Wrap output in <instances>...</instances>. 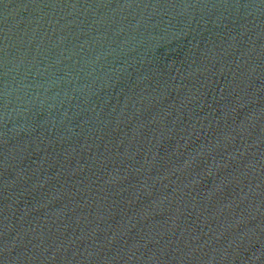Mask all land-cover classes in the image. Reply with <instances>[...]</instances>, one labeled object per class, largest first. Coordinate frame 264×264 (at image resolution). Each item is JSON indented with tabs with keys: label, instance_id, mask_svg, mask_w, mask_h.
Returning a JSON list of instances; mask_svg holds the SVG:
<instances>
[{
	"label": "water",
	"instance_id": "1",
	"mask_svg": "<svg viewBox=\"0 0 264 264\" xmlns=\"http://www.w3.org/2000/svg\"><path fill=\"white\" fill-rule=\"evenodd\" d=\"M0 264H264V0H0Z\"/></svg>",
	"mask_w": 264,
	"mask_h": 264
}]
</instances>
